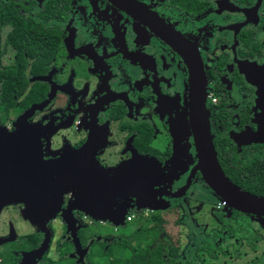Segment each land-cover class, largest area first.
<instances>
[{
    "label": "flooded vegetation",
    "instance_id": "af4514ba",
    "mask_svg": "<svg viewBox=\"0 0 264 264\" xmlns=\"http://www.w3.org/2000/svg\"><path fill=\"white\" fill-rule=\"evenodd\" d=\"M263 84L264 0H0V134L26 143L33 197L44 201L59 175L76 188L55 216L2 207L0 264H123L158 251L179 264L198 240L213 244L206 264L243 244L259 251L264 217L208 185L195 125L209 120L226 176L222 161L263 160L264 142L252 141L264 131ZM206 207L219 225L209 233ZM166 213L191 229L183 253Z\"/></svg>",
    "mask_w": 264,
    "mask_h": 264
},
{
    "label": "water",
    "instance_id": "95a60500",
    "mask_svg": "<svg viewBox=\"0 0 264 264\" xmlns=\"http://www.w3.org/2000/svg\"><path fill=\"white\" fill-rule=\"evenodd\" d=\"M194 71L192 80L194 83H198L200 73L201 71L203 72L200 59L199 65L194 66ZM260 102L264 104V84L262 85ZM195 132L201 157V164L198 169L202 171L203 177L208 185L218 195H221L222 199L227 201L233 209L241 213L264 217V197H259L243 191L227 178L223 170H221L213 144L209 120L206 118L205 123L197 122L195 125ZM22 133L27 132L21 131L20 134ZM260 137H262V139ZM21 139L19 134L14 136L0 134V210L6 205L24 204L28 208L30 207V209L24 212V215L27 217L32 218L34 216L44 215L55 216L62 204L63 195L66 192L68 184L72 185L71 190H76L75 181L69 182L59 175L58 179L47 181L51 191L42 197L44 201L41 202L37 194H34L33 197L30 193V187L33 183L36 184L37 181H32L28 178L29 165L20 160L24 157L18 154L19 151L23 150L20 146L21 144H26L22 142ZM252 141L264 142V131L255 134ZM38 157L39 156H36V159H38ZM36 164L38 163L36 162L35 165ZM152 164L153 161L148 159L147 167H150ZM41 166L47 170L52 167L49 163L45 165L42 164ZM94 169H98L99 184L102 182L107 183L108 178L106 173L97 161L94 164ZM98 190L99 196L103 193H107V187L99 185ZM40 205H44L46 207L45 210L38 209ZM47 211L50 213H47Z\"/></svg>",
    "mask_w": 264,
    "mask_h": 264
},
{
    "label": "trees",
    "instance_id": "16d2710c",
    "mask_svg": "<svg viewBox=\"0 0 264 264\" xmlns=\"http://www.w3.org/2000/svg\"><path fill=\"white\" fill-rule=\"evenodd\" d=\"M232 163L224 162L225 172L227 176L234 182L237 186L245 191H248L259 197H264V159L258 160L257 162L251 164H244L240 161L237 156L232 157ZM146 238H156V230L144 229ZM134 240V237L129 239L128 244ZM164 247V245H161ZM206 251L210 255L214 256L215 251L213 249V244L211 240L201 241L198 240L195 248H190L185 251L182 257L176 255L179 259V264H206L205 259L200 255V252ZM125 261L123 264H167L163 259L160 251L157 254L150 255L149 253L142 252L141 255ZM174 264V260L171 263Z\"/></svg>",
    "mask_w": 264,
    "mask_h": 264
},
{
    "label": "rangeland",
    "instance_id": "374dc122",
    "mask_svg": "<svg viewBox=\"0 0 264 264\" xmlns=\"http://www.w3.org/2000/svg\"><path fill=\"white\" fill-rule=\"evenodd\" d=\"M222 212H224V208H222ZM202 213H204L205 219L204 221H200V222L206 225L204 233L216 231L217 228H215L214 226H219V225L215 224L210 207L204 208ZM229 213L230 212H228V214ZM163 216L167 223L165 230L166 234H168V236L171 237L174 245H176L179 248L180 253H183L192 239L191 229L188 228L185 224H182L183 226L176 225L175 222L177 216L174 214L166 213L163 214ZM256 223L258 224V222ZM259 223L262 224L259 225L262 227L261 229L262 231L261 230L260 231L261 234L263 235V242L259 243V251L257 252L250 251L249 247L243 244V247L238 253H236L233 248H230L232 252L229 256H224L220 254L218 260L215 261V264H250L252 262H256L259 260H263L262 264H264V220H259ZM195 230L196 229L193 230V233L195 232ZM235 254H238V257H235Z\"/></svg>",
    "mask_w": 264,
    "mask_h": 264
}]
</instances>
